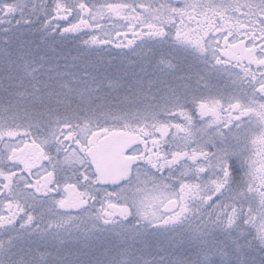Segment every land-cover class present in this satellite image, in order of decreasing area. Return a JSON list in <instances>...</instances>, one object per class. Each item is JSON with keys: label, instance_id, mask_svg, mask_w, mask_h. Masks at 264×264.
Instances as JSON below:
<instances>
[{"label": "snow or ice", "instance_id": "6c2138e0", "mask_svg": "<svg viewBox=\"0 0 264 264\" xmlns=\"http://www.w3.org/2000/svg\"><path fill=\"white\" fill-rule=\"evenodd\" d=\"M0 264H264V0H0Z\"/></svg>", "mask_w": 264, "mask_h": 264}, {"label": "flooded vegetation", "instance_id": "af4514ba", "mask_svg": "<svg viewBox=\"0 0 264 264\" xmlns=\"http://www.w3.org/2000/svg\"><path fill=\"white\" fill-rule=\"evenodd\" d=\"M48 2L51 3V0H48ZM95 2H103V0H95ZM257 43H259V41H257ZM237 71H239V69H237Z\"/></svg>", "mask_w": 264, "mask_h": 264}, {"label": "rangeland", "instance_id": "374dc122", "mask_svg": "<svg viewBox=\"0 0 264 264\" xmlns=\"http://www.w3.org/2000/svg\"><path fill=\"white\" fill-rule=\"evenodd\" d=\"M241 2H243V0H241ZM101 23H104V21H101Z\"/></svg>", "mask_w": 264, "mask_h": 264}]
</instances>
